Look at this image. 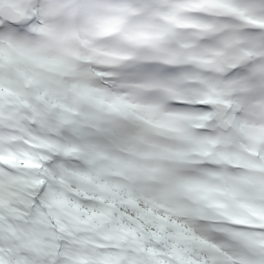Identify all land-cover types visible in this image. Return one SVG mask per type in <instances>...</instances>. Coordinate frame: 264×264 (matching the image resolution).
Segmentation results:
<instances>
[{"label":"snow or ice","instance_id":"1","mask_svg":"<svg viewBox=\"0 0 264 264\" xmlns=\"http://www.w3.org/2000/svg\"><path fill=\"white\" fill-rule=\"evenodd\" d=\"M0 264H264V0H0Z\"/></svg>","mask_w":264,"mask_h":264}]
</instances>
